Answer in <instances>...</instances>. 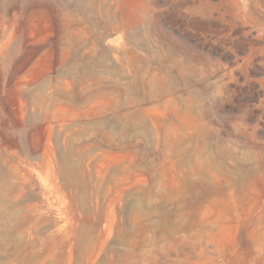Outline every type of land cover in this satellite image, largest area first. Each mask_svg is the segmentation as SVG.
<instances>
[{
    "label": "rangeland",
    "instance_id": "obj_1",
    "mask_svg": "<svg viewBox=\"0 0 264 264\" xmlns=\"http://www.w3.org/2000/svg\"><path fill=\"white\" fill-rule=\"evenodd\" d=\"M0 264H264V0H0Z\"/></svg>",
    "mask_w": 264,
    "mask_h": 264
}]
</instances>
